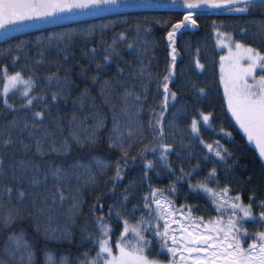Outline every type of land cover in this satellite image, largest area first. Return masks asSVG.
I'll return each mask as SVG.
<instances>
[{"label":"trees","instance_id":"trees-1","mask_svg":"<svg viewBox=\"0 0 264 264\" xmlns=\"http://www.w3.org/2000/svg\"><path fill=\"white\" fill-rule=\"evenodd\" d=\"M186 13L147 11L105 17L30 33L0 45V90L3 88L5 67L9 75L21 72L25 79L31 77L36 82L34 95H47L49 109L45 111L42 122L34 121L32 114L43 110L42 102H36L32 108H21L25 101L20 91L10 92L7 99L16 108L13 111L5 107L0 98V132L5 133L0 140L7 138L10 131L14 141L7 147L0 144V158L3 159V165H0V264H28L25 242L35 250L37 264H43L45 251L53 255L57 264L61 261L82 264L96 255L94 236L92 239L89 237L96 233L97 226L89 208L98 196H104L101 203L105 205L106 213L107 205L118 200L119 194L134 181L135 186L128 193L130 202L126 206L130 213L134 205L139 207L143 204L142 197L148 192L149 184L164 188L175 180L160 163L145 178L144 160H156L158 152L148 151L144 157L138 154L145 145L158 143L153 139L149 121L154 124L156 116L162 111L163 89L158 85L162 84L171 63L167 32ZM196 13L198 11L193 12L197 17V30L183 32L175 45L178 53L175 77L169 86L177 93L178 99L175 102L169 100V108L164 113L165 142L173 144L174 148L168 159L177 174L181 166L189 171L200 162L197 178H202L212 167H216L220 186L227 184L233 189L230 195L239 193L247 205L248 198L254 194L255 203H259L264 201V161L227 112L219 79L221 51L217 47L216 31L230 34L235 40L264 52V14L259 10L251 14L227 10ZM241 29L245 30L243 34ZM120 33H125L127 40L117 39L119 56L112 58L94 82L92 77L97 76L95 66L102 60L103 48L111 45ZM132 42L135 43L134 50L127 47ZM93 48L97 50L94 59ZM197 49L200 63L205 65L203 71L194 65ZM141 66L145 69L143 77L138 72ZM118 67L125 69L123 75L118 74ZM52 73L59 74L61 83L66 76L71 81L69 89L56 103L52 102L51 94L58 91L59 86L55 80L51 86L47 82ZM106 81L110 84L105 85ZM126 88L141 96L146 94L142 109L140 104L134 103V97L126 102ZM200 88L206 90V96L198 94ZM85 89L87 94L83 95ZM102 89L106 90L102 92ZM197 110L214 114L216 132L202 128L201 134L206 143L219 140L233 153L228 161L229 164L236 162L231 171H225L224 165L214 160L204 162L207 149L188 130ZM114 116L116 124L113 123ZM13 120L16 125L9 127ZM98 123L100 127H97ZM221 126L232 133V139L219 132ZM117 127L119 131H114ZM130 130L132 137L128 136ZM93 134L95 143H88L86 138ZM109 136H122L129 156L123 178L117 181L113 180L115 163L123 153L119 148L110 147ZM76 137L81 143H77ZM132 156H136L134 161L130 159ZM97 160L108 167H97ZM20 161L30 162L31 167H22ZM80 165H87L90 172ZM56 167L62 168L66 174V178L59 182L51 174ZM33 174L41 180L39 186L30 185ZM90 174L96 176L95 183L88 182ZM114 185L115 194L112 192ZM6 187L13 188L10 197ZM57 187L67 197L63 203L58 198L55 203L52 202ZM176 187L178 192L171 197L176 207L184 203L196 204L199 210L194 215H202L205 219L217 216L206 197L188 195L186 183H177ZM21 190L25 192L22 200L18 195ZM72 196L81 201L74 211ZM255 203L253 213L258 215L260 209L255 207ZM9 212H14V219L10 225H5L3 217ZM140 215L141 212H137L136 218ZM129 222L134 224L136 221L130 219ZM110 223L119 235L122 225L115 219ZM245 227L250 232L262 229V226L251 223L245 224ZM13 234L21 237L19 248L15 241L9 240ZM84 253L88 256L85 257ZM149 258L164 262L168 259L165 255L156 256L155 252L149 254Z\"/></svg>","mask_w":264,"mask_h":264},{"label":"snow or ice","instance_id":"snow-or-ice-1","mask_svg":"<svg viewBox=\"0 0 264 264\" xmlns=\"http://www.w3.org/2000/svg\"><path fill=\"white\" fill-rule=\"evenodd\" d=\"M119 6L118 0H0V29L5 31L10 27L25 26L26 21H40L46 18H56L59 14L72 12L73 10H101L106 7ZM185 7L188 9L183 19L172 24L171 31L167 32V42L171 49V63L167 69V74L163 76V81L158 87L163 89V101L161 104L162 111L156 116L155 123L149 121V128L153 129V139L158 140L154 146L145 145L143 150L138 154L144 157L145 153L152 151L158 152L156 160H144V177L147 178L148 172L155 170L157 163H160L168 174L175 177V180L164 188L153 187L148 185V192L142 197L143 204L141 206L134 205L131 212H127V204L130 202L128 193L135 186L133 181L125 187L123 193L119 194V199L107 205L105 213V205L101 203L104 198L103 194L98 196L95 202L90 206L89 211L94 214V222L97 231L90 234V239L94 236V246L97 248L95 257L88 259L82 264H164L163 261L155 258H149V254L155 252L156 256L165 255L167 264H264V231L250 232L245 224L251 223L256 226H264V201L255 203V195L250 196L249 203L245 205L239 193L235 196L230 195L233 191L231 187L225 184L220 186L218 170L212 167L205 176L197 178L201 168L200 162L193 165L189 171H185L184 167L177 170L172 167L169 162V155L174 151L173 144L165 142L164 131V113L169 108V100L175 102L178 97L175 91L170 88V83L174 82L175 66L177 60L176 39L177 34L182 30H186L189 26H196L197 17L193 12L200 10L201 13L207 9H226L228 12H239L242 14H251L259 10L264 14V0H185ZM215 26V25H214ZM241 29V33H244ZM139 33V27L137 28ZM222 37L218 43L227 48V54L220 56V83L223 85V98L226 102L227 112L231 114L235 124L239 130L247 137V141L254 144L258 151L259 158L264 161V52L248 46L239 40H235L230 34L219 33ZM117 39L127 40L125 33H120L113 40L112 44L104 47V55L100 62L96 63L95 71L97 76H93L94 82L97 81L101 70L106 67L114 56H119L116 48ZM128 49L134 50L135 43H128ZM97 50L91 49L93 59ZM195 68L205 70V65L200 63L199 49H197L196 58L194 59ZM118 74L123 75L125 69H117ZM139 75L144 76V67L138 68ZM259 72V75L257 73ZM149 75H151L149 73ZM55 80L59 86V90L51 94L53 103L58 102V98L63 96L65 91L69 89L71 81L66 76L63 83L58 73H52L47 77L48 85L51 86ZM110 84L106 81L105 85ZM22 86V90H21ZM37 87L36 82L31 78L25 79L21 72L8 74V69H3V88L0 90V98L3 105L13 111L16 108L9 104L8 95L10 92L20 91L22 99L25 101L21 108H32L36 102L43 103V110L33 112L32 119L34 121H43L45 111H48L47 95L33 93ZM106 89H102V92ZM145 88V93H146ZM87 94V89L83 95ZM200 96H206L207 92L204 88L198 90ZM125 100L134 97V103L140 104L142 109V101L147 99L146 94L141 96L134 93L130 89L124 91ZM175 107V104L172 105ZM155 115V112L153 111ZM175 115V114H174ZM75 119V117H73ZM214 114L212 112L205 113L197 110L195 116L188 125L189 132L194 138L198 139L200 144L207 149L204 162L214 160L217 164L224 165L225 171H231L233 161L229 164V159L233 153L227 147L222 145L219 140L212 143H206L201 131L216 132L213 125ZM113 123L116 124V118L113 117ZM16 121L13 120L9 127H14ZM36 127L35 124L32 125ZM101 124L98 123L97 127ZM25 128L28 124L25 123ZM114 131H119L118 127ZM220 133L232 139V133L225 131L221 126ZM5 133L0 132V137ZM75 135V134H74ZM133 132L130 130L128 136L132 137ZM88 143H95V135H89ZM111 141L110 147L119 148L123 156L115 163L114 181L123 178L122 173L128 164L129 156L125 149V143L122 136L113 138L109 136ZM77 143H81L80 138L76 137ZM14 143L11 138V132H7V138L0 140V144L7 147ZM131 145H129L130 147ZM27 145L25 148L27 149ZM39 151V148L37 149ZM179 155V154H177ZM131 160H135L136 156H132ZM0 165H3V159L0 158ZM22 167L30 168V162L20 161ZM97 167L106 168L108 165L97 160ZM90 172L87 165H80ZM39 169H36L38 172ZM52 176L59 182L66 178L64 170L56 167L51 170ZM160 173L157 172V176ZM250 179V178H249ZM47 180V174L44 176ZM88 182L95 183L96 176L90 174ZM41 180L35 174L30 179L31 186H39ZM177 183H186L188 195L206 197L216 211L215 218L194 215L199 210V205L184 203L176 207V202L171 197L176 195L178 189ZM214 185V187L212 186ZM5 191L11 196L12 187H6ZM115 194V185L112 189ZM19 198L22 200L25 196L24 191H19ZM61 203L65 197L63 190L57 187L53 195V203L56 199ZM72 210L79 208L81 201L72 196ZM187 199V196H186ZM259 208L258 215L253 213V206ZM99 212V215L95 213ZM141 215L136 218V213ZM146 213V215H145ZM14 219V212H9L3 217L5 225H10ZM115 219L118 224L122 225L119 235H116L117 229L110 223ZM130 219H135V223H130ZM115 236V239L113 237ZM9 240L15 241L17 248L20 247L21 237L10 235ZM251 240V243H247ZM247 243V246L244 245ZM24 247L28 249V264H37L35 260V250L27 242ZM159 251H155L156 249ZM85 257L88 253H84ZM43 264H57V261L50 252L45 251ZM60 264H65L61 261Z\"/></svg>","mask_w":264,"mask_h":264},{"label":"water","instance_id":"water-1","mask_svg":"<svg viewBox=\"0 0 264 264\" xmlns=\"http://www.w3.org/2000/svg\"><path fill=\"white\" fill-rule=\"evenodd\" d=\"M191 2H196V0H191ZM118 4L119 6L106 7L101 10H73L70 13L65 12L59 14V16L56 18L49 17L40 21H26L25 26L10 27V29L7 31L0 29V45L4 42L26 34L92 21L105 17L147 11H188V9L185 7V0H118ZM224 10L226 9H207L206 13ZM197 11L198 13L200 12V10ZM199 14L202 13L200 12ZM197 28V24L194 27L189 26L186 30H182L181 33H178L177 38H179L183 32L194 31L197 30ZM169 50L171 52L170 47Z\"/></svg>","mask_w":264,"mask_h":264},{"label":"rangeland","instance_id":"rangeland-1","mask_svg":"<svg viewBox=\"0 0 264 264\" xmlns=\"http://www.w3.org/2000/svg\"><path fill=\"white\" fill-rule=\"evenodd\" d=\"M218 32H219V31H216V36H217L216 42H217V47H218V49L221 51V55H220V56H222V55H226V54H227V48L224 47L223 45H221V44L218 43V41L222 38V37L218 36ZM219 33H220V32H219ZM219 73H220V59H219ZM257 75H259V72L257 73ZM221 86H222V89H223V85H222V84H221ZM245 137H246V136H245ZM246 138H247V137H246ZM250 144H251V143H250ZM251 145L254 146V144H251ZM254 147H255V146H254ZM257 152H258V151H257ZM244 227H245V225H244ZM261 228H262L261 231H264V226H262ZM247 243H251V240H248ZM247 243L244 245L245 247L247 246ZM163 262H164V261H163ZM164 264H167V262H164Z\"/></svg>","mask_w":264,"mask_h":264}]
</instances>
